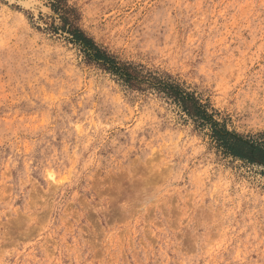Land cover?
<instances>
[{"label":"rangeland","instance_id":"rangeland-1","mask_svg":"<svg viewBox=\"0 0 264 264\" xmlns=\"http://www.w3.org/2000/svg\"><path fill=\"white\" fill-rule=\"evenodd\" d=\"M51 4L264 142V0H0V264H264V166L88 60Z\"/></svg>","mask_w":264,"mask_h":264},{"label":"trees","instance_id":"trees-1","mask_svg":"<svg viewBox=\"0 0 264 264\" xmlns=\"http://www.w3.org/2000/svg\"><path fill=\"white\" fill-rule=\"evenodd\" d=\"M59 3V2H57ZM59 11L61 25H52L67 36L68 40L84 51L88 60L96 62L101 68L108 70L124 84L133 89H151L171 100L189 118L200 126L211 130L213 139L229 154L249 162L264 166V142L252 135H244L228 128L224 120L218 118V112L194 92L184 88L172 76L146 67L143 64L122 61L109 49L88 36L84 30L70 22L68 10L51 4ZM62 11V13L60 12ZM56 18V17H55Z\"/></svg>","mask_w":264,"mask_h":264}]
</instances>
